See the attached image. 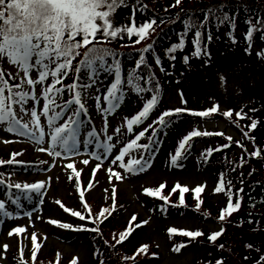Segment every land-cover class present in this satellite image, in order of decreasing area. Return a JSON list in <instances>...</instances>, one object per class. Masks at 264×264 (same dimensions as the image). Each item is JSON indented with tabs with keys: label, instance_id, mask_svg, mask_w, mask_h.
<instances>
[{
	"label": "rangeland",
	"instance_id": "obj_1",
	"mask_svg": "<svg viewBox=\"0 0 264 264\" xmlns=\"http://www.w3.org/2000/svg\"><path fill=\"white\" fill-rule=\"evenodd\" d=\"M144 1L142 0L143 3ZM154 2L152 5L157 13L167 10L168 7L177 6L175 0H154ZM137 7L136 0H124L121 9L110 17L114 26L124 27L135 24L138 28L143 25L146 18ZM227 27L225 25L220 30L219 38L213 43L218 44V47L214 45L215 56L212 60L200 59L194 54L192 44L195 45L196 40L192 38L176 62L165 61L164 65L161 62L155 67L156 72L165 82L166 89L152 117H158L168 110L181 108L195 111L218 106V111L221 113L231 110L233 118H237L236 113L239 112L246 114L249 120L253 118L260 122L261 118L255 116L264 114V60L259 53L261 44L258 40L248 39L247 30L242 23L238 27L236 41L233 42L229 38ZM126 37L129 38L127 32H121L117 34L116 40ZM247 44L252 49L250 53H247L243 47ZM184 54L188 58L187 63L183 59ZM1 62L9 73L17 75L18 69L10 65L7 58ZM103 69L104 71L95 73L89 87L81 90V99L90 112V118H87V122L80 118L82 127L78 131L77 148L72 152H64L61 148L52 149V128L48 127L47 117L42 114V105L45 103L42 97L39 104L29 99L23 105L28 111H21L20 107L15 108L22 124L28 125L27 129L18 126L16 131L10 132L6 125H0V161L5 162L0 164V176L9 183L19 184L21 187L26 184H43L40 193L25 189L21 191L20 196L16 197L13 194L17 202L13 205L6 184L0 183V202L5 204V209L0 211V264H24L22 258L32 259L33 253L40 264H45L42 259L48 261L47 264H72L73 260L76 264H100L83 231L85 222L72 216L70 212H65L56 203L60 201L66 208L80 213L83 212V200L90 203L92 199H97L102 206L107 207L98 208L100 215L105 214L104 210L114 202H116L115 208H119V215L113 220V226L107 224L104 226L105 231H123L128 229L127 225L133 229L141 222L147 221L129 236L132 237L131 251L134 257L144 245L148 246L146 251L151 254L150 249H152L158 256L146 264H213L215 261H222L225 255L221 253V256L215 254L214 257L213 255L209 257L210 251L206 248L196 250L195 246L185 245L179 252H175L173 248L177 247L179 242L177 238L170 240L168 237L170 229L213 234L221 230L220 223L211 218L203 220L190 211L181 213L178 208L169 207L162 201L150 200L145 190L161 191V185L164 183L173 188V191L176 190V185L191 190L203 186L202 197L206 199L205 211L219 217L221 211L227 207L229 198L223 194V191L214 192V189L219 187L214 170L197 163L194 153L209 142L212 146L224 142L218 139H199L184 162L174 164L169 162V157L174 153L181 139L189 136L193 131L201 133L220 131L226 138L230 137L231 140L239 143L244 142V148L238 145L240 150L235 149L237 155L245 149L253 153L256 147L254 148L251 141H245L234 124L224 118L200 119L186 114L187 116L174 129L158 133L153 139L152 147L134 145L122 162L127 164L132 159H141L142 162L147 161V166L136 174L128 172L120 167L121 161H116L115 157L134 139L137 140L138 145H143L144 137H137L143 130L148 132L149 125L145 124L144 120L140 126L134 125L133 130L129 131L127 120L133 118L139 108L144 106L150 99V94L141 92L138 95L134 88L126 89L123 85V91L126 92L120 105L111 112L107 111L108 105L104 97L107 88L114 82L115 71L108 72L106 67ZM22 76L23 73L20 72L17 80L11 81L18 83ZM32 76L35 78L36 73L33 72ZM140 83L138 85L142 87V82ZM26 91L32 93L27 85ZM40 91L41 87L37 86L35 94L39 96ZM53 96L56 103L52 107L59 112L62 104L69 99L70 91L66 89L62 94L53 93ZM33 105L40 114L41 125L44 128L43 143H37L40 133L30 115ZM70 113L69 110L65 117ZM63 122L61 120L57 123ZM93 123L99 129L98 136L93 131ZM258 134L264 135L263 124L258 128ZM105 146L107 147L103 148ZM42 148L47 151H41ZM57 151L60 152L59 156L55 155ZM49 152L52 154L50 155ZM9 160L25 163L26 166L4 165ZM85 160L88 161L87 164L83 163ZM69 164L72 168L68 167ZM109 169L119 173L122 178L116 179L108 171ZM77 173L81 174L80 178ZM80 179L85 187L86 196L83 193V197L80 192ZM173 194L177 192H170L169 197ZM199 199L201 196L195 195L194 201L198 202ZM4 212L8 215H4ZM133 217L135 220L132 219ZM50 220L72 227L61 228L57 224L49 223ZM18 227L24 228L25 232L16 234L14 229ZM96 228L102 231L99 226ZM33 235L36 237L35 243L32 240ZM213 251L216 250L212 249ZM239 253L242 255L244 252L240 250ZM234 258L233 256L229 260L230 264Z\"/></svg>",
	"mask_w": 264,
	"mask_h": 264
},
{
	"label": "snow or ice",
	"instance_id": "obj_2",
	"mask_svg": "<svg viewBox=\"0 0 264 264\" xmlns=\"http://www.w3.org/2000/svg\"><path fill=\"white\" fill-rule=\"evenodd\" d=\"M182 3V0H176V5ZM124 0H0V61L7 58L10 65H14L17 69V75H12L8 73V79H5V71L0 68V125H6L8 131H16L17 127L28 128L27 124H22L21 119L18 118L17 110L14 105H20L21 111H28L23 108V105L29 101V99L35 101L37 104L40 103V97L43 98L45 103L42 105V114L47 117L48 127L52 128L51 133V146L52 149L61 148L64 152H72L77 148L78 144V131L79 125L82 123L78 119L81 112H83L84 105L81 101V96L79 92L75 89L77 85L73 83L72 85H63L62 87H57V85H62L63 78L67 76L69 71L79 72L80 67L73 66V59L79 55L78 49L84 47L88 51L85 53V58L81 61V66L92 69L93 71L98 66L99 63L103 62L104 54H107L108 50L103 48H97L96 44L100 43L97 40V34L101 37H111L115 39L118 33L127 32L129 36L133 34L136 35L140 40H143L148 34L149 30L153 28L155 21L146 22L143 25L136 27L135 24L130 26H114L113 21L110 19L112 13L117 6L123 5ZM264 26V22H262ZM192 25H186V28H191ZM255 29H250L247 37L251 38V33ZM197 40L194 41L196 45V52L194 54H200L199 47V31L196 32ZM79 37V39H77ZM91 45V47H89ZM183 48V40L177 45H174L169 52H175L177 49ZM175 59V57H171ZM185 63H187V57L184 58ZM141 63H143V57H141ZM157 60V64H159ZM139 67V65H138ZM22 72L23 76L20 77L19 83L9 84L10 80H17L19 73ZM35 72V78L32 73ZM78 79V77H77ZM136 79H143V77H137L135 74L130 73L127 78L128 85L132 86L137 94L148 91L152 92L153 95L148 99L141 111H139L133 118L127 120V128L129 131L133 130L134 125L141 124L146 120L149 114L155 109L159 101L158 86L154 88H142L133 82ZM146 83H151L149 79ZM123 84L124 81L121 78L120 70L118 65L115 66L114 82L106 90V95L104 97L108 108L107 111L111 112L123 97ZM27 85L30 89H35L37 86L41 87L39 96L34 92L30 94L28 91H14V89H22ZM90 85H84L83 87H89ZM67 88L70 92H73V98L65 101L64 106L61 107V111L56 112L52 105H55L56 100L53 93L62 94L64 89ZM7 93V94H5ZM99 99V98H97ZM73 105L78 106V108L73 107ZM60 107V106H58ZM71 110V115L65 114ZM183 111H189L191 115L196 117H208L211 113L218 111V106H214L210 110L206 111H190L186 109H175L164 111L157 118V123L161 126H167L170 120H166V117H173L178 115ZM254 111V109H253ZM50 113H53L50 115ZM30 115L33 118V123L36 129L39 130V138L37 143L44 142V128L41 125L40 114L36 111L35 105L32 106ZM225 117H231L233 115L232 111H226L222 113ZM237 117L244 119L245 117L241 113H236ZM63 120V123H57ZM251 129L256 128V122L253 121L249 126ZM23 135L24 133H19ZM208 136L211 133L199 131H193L185 138L179 147L183 149L185 143L192 137L198 136ZM222 135V134H217ZM247 135V133H245ZM144 132H140L137 138L143 137ZM229 139H231L229 137ZM239 142H237L238 144ZM137 147H147V145H138L137 140H132L127 147L124 148L119 155L115 157L116 161H121L120 167L125 168L128 172L136 174L137 172L143 171L147 166V161L141 159H132L127 164H124L123 158L133 149V146ZM241 147H243L241 145ZM41 151H47V149H40ZM212 150H209L211 153ZM51 155L52 152H49ZM55 155L59 156L60 152H55ZM181 153L178 151L176 156L173 157V163L176 162V157L180 156ZM251 155L259 156L260 152L255 151ZM100 159V157H96ZM5 163L0 161V164ZM7 163H13V160L7 161ZM87 164L88 161H83ZM72 168V165H68ZM99 167V165L97 166ZM112 176L116 179H121L119 173L112 172L111 169L108 170ZM79 173H77V176ZM3 183V181H0ZM221 186L214 189V192L225 191L222 187L223 178L220 181ZM11 187V185H9ZM17 189L21 188V185L16 184ZM24 189L29 191H34L40 193L43 188V184H33L24 185ZM164 185H161L163 188ZM181 193L189 191L187 187H181L176 185ZM203 186H198L194 191L200 193ZM148 195L158 196V191L145 190ZM229 203L225 209L221 211L218 219L224 221L227 216H230L233 212L240 208V203L237 200L235 204L232 203L231 193H228ZM83 197V193H81ZM167 202L166 197H160ZM181 203H183V195L180 196ZM65 212H70L72 216L78 217L80 220H84L85 217L77 211H72L66 208L60 201H56ZM84 207H88L85 203ZM5 209L4 202H0V211ZM105 213H109L108 209L104 210ZM110 214V213H109ZM4 215H8L4 212ZM103 215V213H101ZM135 220V217L132 218ZM51 224H57L61 228H71V225L60 223L57 221H48ZM95 222V221H93ZM146 224L147 221L141 222ZM139 227L140 225H136ZM80 230V229H74ZM91 231H98L97 228L90 229ZM170 233H175L178 230L170 229ZM224 229L222 228L220 232L213 233L208 236V240L215 242L219 236L222 235ZM16 234L25 232L24 228L14 229ZM12 233H9L11 235ZM129 232L122 233L117 240V243L122 242ZM179 234L190 237L191 239H196L203 235L202 232L196 231H181ZM32 240L35 243L36 237L32 236ZM39 247V245H36ZM147 245L142 246L139 249V253H145ZM184 245H180L173 248V251L179 252ZM219 247H223L220 245ZM7 248V246H5ZM138 253V254H139ZM35 258V253H33V259ZM134 258V257H131ZM130 257H125V259H131ZM72 264H76L73 260ZM103 264V262H102ZM217 264H222V261H218Z\"/></svg>",
	"mask_w": 264,
	"mask_h": 264
},
{
	"label": "trees",
	"instance_id": "obj_3",
	"mask_svg": "<svg viewBox=\"0 0 264 264\" xmlns=\"http://www.w3.org/2000/svg\"><path fill=\"white\" fill-rule=\"evenodd\" d=\"M144 1V0H143ZM148 3H147V2ZM145 3L142 0L139 2L144 6L143 11L148 16V20H154L155 24L159 21V18L165 17L166 20L159 23L158 27L155 30L164 33L161 36H167V27L166 23L171 28H176L177 25L183 23L187 18L203 15L204 13L208 14L211 18L220 20L228 25H233L237 18L240 22H248L247 27L250 29H255L251 33L252 40L260 38L262 43L261 56L264 60V0H182V3L178 6H173V8L168 7L167 10H162L160 13H157V10L154 9L155 3L154 0H146ZM120 6H117L112 14H115ZM151 30V29H150ZM167 31V32H166ZM78 39V38H77ZM137 36H129L126 38L113 40L111 37H101L97 35V40L100 43L96 44L97 48L107 49V54H104L103 62L108 65H113V62H116L119 59L120 53L118 50L125 49L126 57L133 56V50L144 49L146 45H155L158 46L160 43L159 37L153 40H149L146 37L145 41L137 40ZM174 45H171V48ZM248 46V45H247ZM91 47V45H89ZM109 48V49H108ZM87 48L78 49L79 55L75 58H82L79 61H76V67H80L81 78L82 73H85L89 70L81 66V61L85 58V53H87ZM139 65V67H138ZM138 65L132 69L136 73H144L149 75L151 73V68L149 63L143 59V63L140 62ZM131 68V67H129ZM128 68V69H129ZM159 82H154L151 88L156 86L159 87ZM160 89V90H159ZM158 90L159 97L162 95L161 86ZM153 94V93H151ZM186 115V112L183 111L178 115H174L169 118L166 117V120L171 122L167 124L168 127H173V124H178ZM244 116V119L239 117L233 118L225 117L221 112L211 113L206 118H225L231 124H234L242 136L247 141H251L254 144L255 151H259V156L251 155L247 149L244 152L237 155L235 149L240 150L239 146L245 147V143H238L235 140L226 138L224 135H217L222 133H214L208 135L211 139L217 138L222 140L224 143L221 145L212 146L209 144L207 148L202 149L199 154L196 156V160L203 167H211L214 170V174L218 180L219 186H221L220 181L223 178L222 187L225 189L223 194L228 196V193H231L232 202L235 204L237 200L240 203V208L233 212L228 219L220 221L218 217L213 216L211 213L205 211V203L202 195L203 192L199 193L201 199L199 203L195 199V193L187 191L183 193V203L180 200V192L173 194L172 197H169L168 188H165L163 197H166L167 203L173 202V207L178 208L182 212L190 211L198 215L203 220L211 218V220H216L221 224V229L224 231L221 236L217 238L215 242L209 241L208 236L211 234L203 233L202 236L197 237L196 239H191L190 237L183 236L181 234L174 235L169 233L170 240H173L176 236L177 241L180 245L187 243L188 246H195L196 250H202L206 248L210 251L209 257L215 254L221 253L225 256L222 257V264H230L229 260L235 257L231 264H264V135L260 136L258 134V128L263 124L264 126V114L255 116L261 118L260 122L255 119H247L246 114L241 113ZM202 118V117H201ZM256 122V128L251 129L249 126L251 123ZM247 133V135H245ZM194 137L185 143V150H188L194 142L200 138ZM260 140V141H259ZM239 145V146H238ZM209 150H212L210 154ZM4 179L3 177H1ZM193 196V197H192ZM194 198V199H193ZM174 200V201H173ZM88 207H84V217L85 221L95 224L96 228L99 226L101 230L91 232L88 234V239L92 242L91 246L93 247L94 253L97 259L100 261V264H146L148 261H152L158 256L156 253L150 249L149 251L141 254L139 253L134 257V253L131 251V238L129 237L132 232L138 231L139 227L129 228L127 225L123 231L118 230H108L105 231L107 224L113 226V220L119 215V208L110 209L108 207L109 213H103L100 215L98 208H107L102 206L100 201L97 199L90 200V203L87 204ZM95 221V222H93ZM102 223L104 225L102 226ZM120 230V229H119ZM221 231V230H220ZM219 231V232H220ZM129 232L130 234L126 238L117 243L119 237L122 233ZM186 241V242H184ZM255 241V242H253ZM179 245V246H180ZM223 245V247H219ZM212 249L216 251L212 252ZM244 252L242 255L239 251ZM125 257H134L131 259H125ZM45 264L48 263L45 259H42ZM218 261H215L213 264H217ZM25 264H40L36 258L27 259Z\"/></svg>",
	"mask_w": 264,
	"mask_h": 264
}]
</instances>
